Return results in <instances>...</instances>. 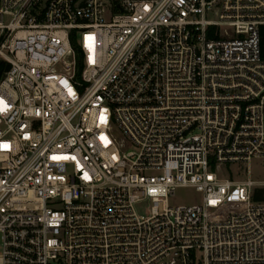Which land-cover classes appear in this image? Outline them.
Returning <instances> with one entry per match:
<instances>
[{
    "label": "built area",
    "instance_id": "2783aa9c",
    "mask_svg": "<svg viewBox=\"0 0 264 264\" xmlns=\"http://www.w3.org/2000/svg\"><path fill=\"white\" fill-rule=\"evenodd\" d=\"M260 26L264 0H0V264H264Z\"/></svg>",
    "mask_w": 264,
    "mask_h": 264
},
{
    "label": "rangeland",
    "instance_id": "374dc122",
    "mask_svg": "<svg viewBox=\"0 0 264 264\" xmlns=\"http://www.w3.org/2000/svg\"><path fill=\"white\" fill-rule=\"evenodd\" d=\"M220 175L230 178H236L237 167L232 164L231 166L223 167ZM250 177L258 182L260 188H264V164L258 159H253L250 164ZM199 199V194L192 188L180 187L177 188L172 196L168 198L170 205L188 204ZM151 203L149 200H143L135 206V210L140 215H148L150 212ZM200 256V252L197 253Z\"/></svg>",
    "mask_w": 264,
    "mask_h": 264
},
{
    "label": "trees",
    "instance_id": "16d2710c",
    "mask_svg": "<svg viewBox=\"0 0 264 264\" xmlns=\"http://www.w3.org/2000/svg\"><path fill=\"white\" fill-rule=\"evenodd\" d=\"M259 32H260L261 56L264 58V26H260ZM71 42H72V45L74 46V48L77 49V45H76L74 37H71ZM0 63H2V62L0 61ZM255 198L256 199H262V200L264 199V188L258 189L256 191Z\"/></svg>",
    "mask_w": 264,
    "mask_h": 264
}]
</instances>
